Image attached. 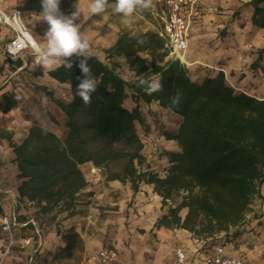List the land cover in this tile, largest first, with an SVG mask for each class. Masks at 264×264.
Here are the masks:
<instances>
[{"label": "trees", "instance_id": "obj_1", "mask_svg": "<svg viewBox=\"0 0 264 264\" xmlns=\"http://www.w3.org/2000/svg\"><path fill=\"white\" fill-rule=\"evenodd\" d=\"M26 4L42 9L41 0ZM111 4L115 0H108ZM247 4L252 8L251 24L264 31V0ZM103 13L92 14L88 21ZM114 16L121 14L114 12ZM105 52L110 65L94 55L73 54L66 60L72 67L62 62L48 71L51 78L69 85L68 101L52 98L67 119L64 138L34 123L17 144L12 133L0 129V137L13 150L21 180L17 200L30 202L38 215L66 212V217L73 216L76 197L88 184L81 165L92 163L105 180L130 183L133 191L141 183L153 185L162 206H169L157 228L185 230L202 240L225 233L220 239L226 244L237 239L264 184V98L238 92L223 71L201 82L192 80L187 67L170 57L167 42L157 29L133 32L123 28ZM257 55L253 69L264 58V45ZM116 59L125 61L135 80L127 81L118 73ZM15 63L19 66L21 61ZM84 69L96 85L88 104L77 94ZM154 78L162 90L150 91ZM177 93L179 103L173 104ZM129 95L136 104L131 109L125 106ZM141 101L156 102L182 118L176 132L164 134L180 150L166 153L169 167L164 176L142 169L147 159L136 128V123L146 125ZM16 105L15 94H4L0 111L8 113ZM230 228L236 230L229 234ZM63 239L67 250L79 241V234L70 231Z\"/></svg>", "mask_w": 264, "mask_h": 264}, {"label": "crops", "instance_id": "obj_2", "mask_svg": "<svg viewBox=\"0 0 264 264\" xmlns=\"http://www.w3.org/2000/svg\"><path fill=\"white\" fill-rule=\"evenodd\" d=\"M9 3L10 11L21 10L29 11L30 15L34 18H40L42 9L37 11L27 5L28 0H7ZM249 0H224V2L231 6L230 22L222 23L223 19L218 16L205 14V0H201L198 7V14L195 17L193 26L190 31L189 47L186 52V59L189 62L195 63L205 59L204 49L203 52L199 50L190 49V45L194 44V40L201 36L200 32L203 28H214L230 26L232 32L236 33L238 41L240 39V49L235 51L231 49L232 58L224 65L231 73V83L242 89L243 92L248 93L251 83L256 79L257 87H260L259 95L257 98H264V58L261 60L257 68H252V64L256 61L258 55L257 50L264 45V31L251 24L250 18L252 8L249 6ZM237 9L243 11L240 16L236 14ZM92 15V13L90 14ZM90 15L88 18H90ZM235 16V18H234ZM225 20V19H224ZM121 26L117 29L116 38L118 33L123 29ZM133 32L146 31L151 28H142L135 25ZM45 31V30H44ZM245 34H250L247 38L249 43H246L243 37ZM14 37L10 27L4 22H0V83L13 77V80L19 81H32L39 89L46 90L49 95L54 94V90L59 89L60 86L65 85V95L69 91L68 84H62L54 80L48 75V71L54 68H45L41 63L42 73L36 74L39 71L33 68L36 63L29 64V60L23 58L24 53H28L34 49H27L22 52L19 57L8 59L5 53L7 43ZM116 38H114L112 45ZM110 45V46H112ZM239 46V45H237ZM254 48L255 53L243 55L241 53L247 52V48ZM94 55L95 54H90ZM99 58V57H98ZM19 59L21 64L17 66L15 60ZM37 60L39 57L36 58ZM100 59V58H99ZM101 60V59H100ZM110 65L112 61L107 58ZM123 60V59H122ZM39 62V61H38ZM105 63V62H104ZM122 64V63H120ZM199 64V63H197ZM60 65V64H59ZM58 65V66H59ZM195 65V64H194ZM15 68V69H14ZM242 74V75H241ZM241 76L242 79L240 78ZM255 89V88H254ZM250 94V93H249ZM67 97V96H66ZM52 105V104H51ZM55 114L64 116L63 112L53 105ZM48 110L51 111L49 105ZM0 114H7L0 111ZM36 115L32 117L23 118L25 121L22 129L17 123H11L4 119H0V129L12 133V141L20 143L25 139L28 134V129L34 123L51 130L56 131L49 125L48 117L41 118L40 112L36 111ZM38 114V115H37ZM37 121V122H34ZM14 153L10 147L9 141L6 138L0 137V189L2 199L6 202V208L11 213H16L17 224L14 226V240L13 243L8 241L4 231L0 226V264H30L38 263V257L42 256L48 249L53 246L55 241L59 242V235L51 228L47 220L49 216L38 215L36 208L27 201H18L17 186L21 182L18 178V170L13 162ZM94 166L92 163L81 165V170L88 181L89 169ZM101 181L89 182L87 186L78 193L76 197L75 214L70 217L63 216L61 224L64 229L73 227V230L78 233L82 238L86 239L87 246H91V235L83 232V228L79 225L80 221L85 219L90 213H93L97 206L102 205L104 201L111 200L113 196L120 195L124 199H132L134 207L128 208L121 204L120 210L116 211L115 219H122L123 211L126 210L129 216L128 228L119 221L120 224L116 229L119 230L117 238L112 239V245L103 244L105 234L104 230L110 228L109 224L104 227L98 228L100 231L97 246L91 248L88 258L91 264H94L90 255L97 247L108 246L116 249L121 260L125 263L128 261H142L144 264H174L176 261L175 249L182 247L186 252V264H204V259L213 252L211 240H202L197 237L196 244L183 245L178 243L175 236L177 229H170L164 226L156 227V223L162 218L167 210L162 206V198L155 191L151 184L141 183L137 191H133L130 184H123L119 181H107L103 174H100ZM17 202V205H16ZM251 212L247 216L246 223L239 228L240 235L237 239L227 243V250L232 255H243L249 264H264V184L261 188V197L256 198L251 204ZM186 212V210H184ZM58 217H61L58 216ZM107 222H111L108 220ZM106 222V223H107ZM59 227H62L59 225ZM115 229V227H113ZM138 229H142L139 231ZM236 230L230 228L229 234ZM185 231V230H183ZM225 233H221L218 237H223ZM113 238V237H112ZM116 242V243H115ZM211 242V243H210Z\"/></svg>", "mask_w": 264, "mask_h": 264}, {"label": "rangeland", "instance_id": "obj_3", "mask_svg": "<svg viewBox=\"0 0 264 264\" xmlns=\"http://www.w3.org/2000/svg\"><path fill=\"white\" fill-rule=\"evenodd\" d=\"M91 3L92 0H63L59 4V9L63 15L69 17L72 13L78 10L79 17L75 20V23L79 24V31L88 42L89 48L86 54H95L105 63H109L105 51L110 45H112L119 27L124 26L127 30L136 29L135 25L141 26L142 28H159L160 19L157 15L152 13L154 7L153 2L150 9L135 12L131 17V23L129 24L122 23V15L114 16L115 4L108 5L106 7L107 10L100 18L88 21V16L91 14ZM204 8L206 9V16H218L219 19H223L222 23L224 24L226 22L229 23L231 20V18H229L231 6L227 5L224 0H205ZM242 12L243 11L237 9L236 14L240 16ZM22 18L28 31L35 38L39 46H44L46 44L45 35L49 28L48 23L42 20V17H32L29 11H22ZM223 27L214 26V28L211 29L203 28V30H201V36H199V39H197V37L195 38L194 44L190 45V49H193L194 51L199 50L200 52H203L202 50L204 49V53L206 54L205 59L201 61V64L199 62V64L192 66L188 65L185 67H187L191 79L196 82H201L206 76H212L219 71H224L228 83L240 92L244 88H239L231 83V73L224 66L227 61L233 57L232 53L234 52H231V49L239 51L241 44L240 39L238 41V36L236 33L232 32L229 25L225 28ZM249 35H243L244 39H246V43H249L247 40ZM247 49V52L241 54L247 56L249 53H255L254 48L251 47ZM32 51V53L31 51L24 53L23 58L26 60L28 59L29 64L35 62L36 65H33V68L39 70L41 69V65L40 62H38L39 59H36L39 57L38 52L35 50ZM170 57L173 58L172 55H170ZM116 61L122 63L119 64L117 69L118 73L127 81L135 80L134 74L126 67L125 61L122 59H116ZM13 77L9 79L6 78L5 81L0 83V102L2 101V96L4 94L13 93L16 95L17 105L7 114H0V119L10 121L11 123H17V125L20 126V130H23L22 127L26 125L24 124L25 121H23V118L32 117L33 115H36V111H39V117H48L47 119L50 123L49 126L56 131L57 135L64 138L68 133V129L66 128L67 119L65 116L61 117L54 113L53 105H55V103L52 101V98L68 101L70 98L69 91L66 95L64 94L66 86H60L59 89L54 90V94L49 95L52 91L48 93L46 90L39 89L38 86L30 80L15 81L13 80ZM242 77L243 76L240 78L242 79ZM154 80H157V78H154ZM259 88L260 87H257L256 79H254L248 93L259 95ZM48 105L51 111L48 110ZM135 105V99L129 95L125 102V106L131 109ZM139 107L146 120L145 126L136 123L138 134L144 143L143 154L146 156L148 166L143 165L142 169H148L149 171L158 173L160 176H164L169 167L168 156L166 153L180 151L176 142L166 139L164 134L166 132H176L182 118L174 112L160 107L156 102L146 104L141 101ZM50 116H53L55 120H52ZM121 204H123L126 209L134 207V201L132 199H124L120 197V195H115L111 200H106L102 205L97 206V209L93 213H90L85 219L80 221L79 225L83 228V232L90 234L92 236V243L95 242V244H92L93 248L97 246V240L100 234L98 228L104 227L106 224L111 226L103 231L105 238L102 243L105 245H112L111 243H114L112 239L114 238L119 239V230L116 229L120 224L119 221H122V224L128 228L129 216L126 210L123 211L122 219H115L114 217L116 211L120 210ZM168 207V205L164 206L165 210H167ZM64 214L67 215L66 212L60 214L54 212L51 215H48L49 219L47 220V223L51 228H54L55 232L59 235V242L55 241L53 246H51L47 252L38 257V263L36 264H91L88 255L92 247H88L86 239L82 238L80 235L79 241H77L73 247L67 250L65 249L66 241L63 239V235L74 230L73 227L67 229L63 228L61 221L64 219L62 216ZM181 214L184 215L185 212L182 211ZM60 215L61 217H58ZM108 220H111V222H107ZM59 225L62 227H59ZM113 227H115V229H113ZM138 230L142 231V229ZM175 236L178 243L183 245H190L191 247L192 244L193 246L196 244L197 237L187 231L177 229Z\"/></svg>", "mask_w": 264, "mask_h": 264}, {"label": "built area", "instance_id": "obj_4", "mask_svg": "<svg viewBox=\"0 0 264 264\" xmlns=\"http://www.w3.org/2000/svg\"><path fill=\"white\" fill-rule=\"evenodd\" d=\"M201 0H152L154 7L152 13L160 19L157 29L167 42L170 55L178 59L181 64L188 66L186 52L189 47L190 31ZM10 21H6L1 14L0 22L7 24L14 33V37L7 43L5 53L8 59L19 57L27 49H33L32 42L28 39V31L21 10H7ZM31 35V34H30ZM224 72V71H223ZM101 170L95 166L89 169V182H100ZM6 202L2 199L0 189V226L8 241L13 243L14 226L17 224L16 213L7 210ZM213 252L204 259V264H249L241 255H232L227 250V244L220 237L211 240ZM176 261L174 264H186V252L182 247L175 249ZM90 259L94 264H144L142 261H128L125 263L120 258L119 252L108 246L97 247L92 251ZM35 264V263H30Z\"/></svg>", "mask_w": 264, "mask_h": 264}, {"label": "clouds", "instance_id": "obj_5", "mask_svg": "<svg viewBox=\"0 0 264 264\" xmlns=\"http://www.w3.org/2000/svg\"><path fill=\"white\" fill-rule=\"evenodd\" d=\"M60 0H41L42 20L46 21L49 28L46 32V44L38 47L39 62L45 68H54L65 62V66L72 67L66 63L67 58L76 54L84 57L89 48L87 40L79 31V24L75 20L79 17L78 10L72 15L65 16L59 9ZM108 0H92L90 11L93 14H101L106 10ZM152 0H115L114 11L122 15V23H131V17L137 11L150 9ZM144 43L143 40L138 41ZM85 77L77 85V94L81 96L85 104L90 103L91 93L96 89L94 78L87 69L83 70ZM142 83H146L142 81ZM150 91L162 90L158 80L150 83ZM173 104L179 103V93L172 100Z\"/></svg>", "mask_w": 264, "mask_h": 264}, {"label": "bare ground", "instance_id": "obj_6", "mask_svg": "<svg viewBox=\"0 0 264 264\" xmlns=\"http://www.w3.org/2000/svg\"><path fill=\"white\" fill-rule=\"evenodd\" d=\"M9 6L10 5H9L7 0H0V13L4 14V17H5L6 21H10L9 14L7 13V10L9 9ZM0 19H1V14H0ZM27 37L32 42L33 49L35 51H37L38 47H40V46L37 43V41L35 40V38L32 35H30V34H28ZM197 63H199V62L197 61L195 63H192V62L188 61V65L189 66H192V65L197 64Z\"/></svg>", "mask_w": 264, "mask_h": 264}]
</instances>
